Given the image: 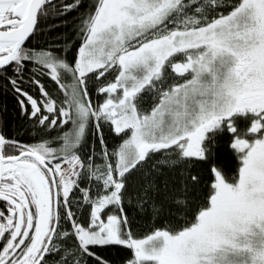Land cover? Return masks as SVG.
<instances>
[{"label": "snow or ice", "instance_id": "6c2138e0", "mask_svg": "<svg viewBox=\"0 0 264 264\" xmlns=\"http://www.w3.org/2000/svg\"><path fill=\"white\" fill-rule=\"evenodd\" d=\"M0 95V264H264V0H0Z\"/></svg>", "mask_w": 264, "mask_h": 264}, {"label": "trees", "instance_id": "16d2710c", "mask_svg": "<svg viewBox=\"0 0 264 264\" xmlns=\"http://www.w3.org/2000/svg\"><path fill=\"white\" fill-rule=\"evenodd\" d=\"M5 105L7 106V110L5 111ZM13 101L11 98L5 99L2 95H0V119L8 122L11 126L13 123ZM16 123L18 124L19 121L17 120Z\"/></svg>", "mask_w": 264, "mask_h": 264}]
</instances>
